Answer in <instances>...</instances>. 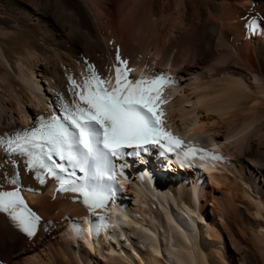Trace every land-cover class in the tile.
<instances>
[{
  "label": "bare ground",
  "instance_id": "bare-ground-1",
  "mask_svg": "<svg viewBox=\"0 0 264 264\" xmlns=\"http://www.w3.org/2000/svg\"><path fill=\"white\" fill-rule=\"evenodd\" d=\"M108 1L0 0V192L19 187L40 218L29 236L0 212V264H236L240 252L264 264V0ZM117 50L130 79L172 77L162 110L172 132L205 148L204 165L184 155L182 169L150 165L149 186L128 162L123 181L139 187L130 200L114 192L113 236L93 228L94 241H80L72 220L104 209L58 191L57 177L101 190L65 167L41 184L26 167L37 150L11 151L8 141L79 99L70 78L80 85L94 70L112 77L111 90ZM175 73L197 77L181 84Z\"/></svg>",
  "mask_w": 264,
  "mask_h": 264
},
{
  "label": "snow or ice",
  "instance_id": "snow-or-ice-1",
  "mask_svg": "<svg viewBox=\"0 0 264 264\" xmlns=\"http://www.w3.org/2000/svg\"><path fill=\"white\" fill-rule=\"evenodd\" d=\"M256 26L253 20L251 27ZM116 60L115 83L111 90L105 85L112 77L102 79L94 70L80 85L70 78L74 89H79L73 90V97L79 99H73L71 105H64L63 116L53 115L48 121L42 120L39 127L18 132L8 141L9 145H14L11 151L27 152L26 145L37 150L27 153L26 167L36 171V179L41 184L45 183V175H56L54 168L64 170L62 164L52 166L45 162V158L51 160L52 153L83 171L84 165L90 161L108 162L110 157L119 156L124 147L143 149L148 144H161L173 151L183 144L182 140L160 127L164 115L161 105L167 102L162 93L173 83L172 78L162 73L148 75L141 72L139 78L130 79L128 61L121 59L118 50ZM164 140L168 141L166 145L162 144ZM197 151L190 148L186 155L194 156ZM57 179L58 191L81 192L83 202L90 208L106 205L107 195L76 187L71 180ZM108 179L114 181L115 176L109 175ZM12 183L18 184V177ZM66 185L72 187L69 189ZM0 212L7 213L11 222L29 236L34 234L36 222L40 219L27 207L19 187L0 192Z\"/></svg>",
  "mask_w": 264,
  "mask_h": 264
},
{
  "label": "rangeland",
  "instance_id": "rangeland-1",
  "mask_svg": "<svg viewBox=\"0 0 264 264\" xmlns=\"http://www.w3.org/2000/svg\"><path fill=\"white\" fill-rule=\"evenodd\" d=\"M104 2H105V6H106V4H107V7H108V4H109V1L108 0H104ZM110 5V4H109ZM174 52H175V50L172 52V54H171V59H170V61H172V59H173V56H174ZM171 64L168 66L170 69H172V70H175V67L173 66V64H172V62H170ZM188 73H190V72H188ZM176 74V73H175ZM177 75V74H176ZM195 75V76H194ZM178 76V78H179V80H180V82H181V84H185L186 83V81H188V80H190V79H192V78H194V77H197V74H182V75H177ZM182 77V78H181ZM184 78V79H183ZM252 81L253 82H256V83H261V81L259 80V79H252ZM261 146H262V144H261ZM227 242H226V246H225V251L226 252H229V249H232V245H231V241H230V239H228V240H226ZM251 255V256H250ZM254 254H248L247 256H248V258H247V256H245V254H243V253H235V256H236V260H235V262H236V264H255L256 262H254L255 260H254V256H253ZM250 256V257H249ZM250 258V259H249ZM248 259V260H247Z\"/></svg>",
  "mask_w": 264,
  "mask_h": 264
}]
</instances>
